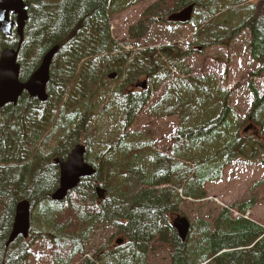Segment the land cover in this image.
I'll return each mask as SVG.
<instances>
[{
  "label": "trees",
  "instance_id": "obj_1",
  "mask_svg": "<svg viewBox=\"0 0 264 264\" xmlns=\"http://www.w3.org/2000/svg\"><path fill=\"white\" fill-rule=\"evenodd\" d=\"M144 1L61 0L48 6L26 0L29 21L22 42L15 32L0 35V51L18 50L22 83L59 47L49 70L47 101L24 93L16 105L0 110V264H27L40 237L50 241L45 257L51 264H150L156 249L167 253L169 264H264V225L244 218L253 201L236 206L241 217L222 209L213 223L195 221L184 242L171 226V216L185 201L205 199L204 186L220 181L238 157L258 158L264 171V86L261 93L249 86L253 100L246 119L259 132L243 141L228 106L229 92L212 75L192 76L186 51L175 45L131 51L112 38L113 16ZM245 1L253 0H160L128 29V39H144L154 25L169 23L170 15L195 4L189 23L194 45L227 47L247 31L250 56L261 72L254 76L264 77V6L256 15L254 4L247 7ZM39 14L41 21L35 22ZM111 74L116 83L108 79ZM145 79L150 88L136 90ZM162 84L163 98L146 113L150 119L179 120L169 155L157 153L133 129ZM104 121L113 124L105 134L96 127ZM77 145H85V162L94 174L64 201L54 202L51 195L59 185L54 160H65ZM92 147L96 150L89 153ZM23 201L37 213L39 229L31 225L30 240L19 237L6 246ZM104 225L123 243L87 257L86 245Z\"/></svg>",
  "mask_w": 264,
  "mask_h": 264
},
{
  "label": "rangeland",
  "instance_id": "obj_2",
  "mask_svg": "<svg viewBox=\"0 0 264 264\" xmlns=\"http://www.w3.org/2000/svg\"><path fill=\"white\" fill-rule=\"evenodd\" d=\"M60 2L61 0H42V3L48 6ZM158 3L160 4V0H145L144 3L137 2L113 16L111 21L112 38L122 46H127V50L131 51L137 49V47L148 48L168 45H175L186 51L190 58L185 64L191 69L192 76L212 75L216 78L220 88L229 92L228 106L240 124L239 136L243 141L246 138H250L254 131L253 128L249 129L250 123L246 119L249 116L253 100L249 86L251 84L261 93L264 86V77L263 75L254 76L259 70L249 53V33L247 31L242 32L227 47L212 46L203 50L200 45L197 46L193 43L195 32L192 24L182 26L165 23L154 25L150 34L140 41L129 40L128 29L139 21L146 8ZM248 3L254 4L256 15L261 12L264 6L261 0H253ZM248 3L245 1L247 7H249ZM196 9L195 7L193 16ZM31 14L35 16L36 12H31ZM38 16V20L34 18L35 22L41 21L40 14ZM197 19H199L198 16ZM259 73L261 72L259 71ZM114 81L116 83L117 80L114 79ZM147 88H150V84H148ZM164 88L161 86L152 93L151 101L144 112L136 119L133 129L140 132L149 142L153 143L157 153L169 155L173 144L172 138L178 131L179 120L175 116L165 119H150L146 113L147 108L160 99ZM112 125L104 121L96 124V127L99 130L102 129L103 134H105L110 132ZM261 142L264 144L263 137ZM95 150L96 148L92 147L89 153H94ZM259 151L262 152V150ZM253 158L238 157L223 170L220 181L208 183L204 186L205 199L200 201L186 200L180 211L171 216V222L179 215L186 217L191 224L197 220L213 223L222 209L229 210L232 218L235 219L241 215L236 206L253 201V208L247 212L245 218L264 225V171L260 163L256 162L258 158L252 160ZM33 215L34 212L32 217ZM35 218L37 219V216ZM30 222L33 225L32 228L37 231L40 221L37 219L34 222ZM116 232L109 225L99 226L85 247L87 256L92 258L95 256L97 258L100 257L99 252L114 250L116 241L122 239L117 236ZM30 234L31 230L29 231L28 238H30H27L28 240L31 239ZM49 247L50 241L40 237L31 250L27 264H51L50 259L45 257ZM150 264H169L167 253L161 249L153 250L150 256Z\"/></svg>",
  "mask_w": 264,
  "mask_h": 264
},
{
  "label": "water",
  "instance_id": "obj_3",
  "mask_svg": "<svg viewBox=\"0 0 264 264\" xmlns=\"http://www.w3.org/2000/svg\"><path fill=\"white\" fill-rule=\"evenodd\" d=\"M195 5H190L179 13L172 14L169 21L185 24L191 20ZM16 17V22L10 19ZM27 6L25 0H0V35L10 37L16 27L17 35L22 40L23 30L27 22ZM59 47H54L43 58L40 67L26 83L19 81L20 66L17 63L18 51L4 49L0 54V110L7 105H16L23 93L30 98L38 99L41 103L47 101L46 86L49 82V70L54 55ZM115 74L109 76L114 79ZM145 88V82L136 86ZM250 129V127H249ZM246 132V130H245ZM86 148L82 145L75 146L66 159L57 158L54 163L59 168V187L51 195L54 202H62L68 194L74 191L81 180L90 178L94 174L92 166L85 162ZM97 192H99L97 190ZM100 196V195H99ZM31 208L28 201L20 202L16 208L15 219L7 246L14 243L19 237L27 239L30 231ZM173 229L176 230L181 241H185L190 230V223L184 217H177L173 221ZM120 245L121 241H117Z\"/></svg>",
  "mask_w": 264,
  "mask_h": 264
},
{
  "label": "bare ground",
  "instance_id": "obj_4",
  "mask_svg": "<svg viewBox=\"0 0 264 264\" xmlns=\"http://www.w3.org/2000/svg\"><path fill=\"white\" fill-rule=\"evenodd\" d=\"M79 144V143H78ZM12 230V229H11ZM10 235V234H9Z\"/></svg>",
  "mask_w": 264,
  "mask_h": 264
}]
</instances>
